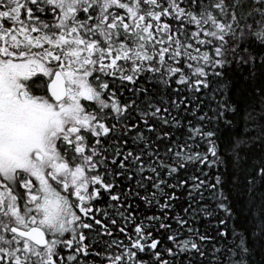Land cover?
<instances>
[{"label":"snow or ice","instance_id":"1","mask_svg":"<svg viewBox=\"0 0 264 264\" xmlns=\"http://www.w3.org/2000/svg\"><path fill=\"white\" fill-rule=\"evenodd\" d=\"M233 64L264 73V0H0V264H250L257 243L264 252L255 180L246 226L227 227L217 141L237 113ZM256 96L236 159L264 142V87ZM254 168L264 182V160ZM201 216L214 232L193 226Z\"/></svg>","mask_w":264,"mask_h":264},{"label":"trees","instance_id":"2","mask_svg":"<svg viewBox=\"0 0 264 264\" xmlns=\"http://www.w3.org/2000/svg\"><path fill=\"white\" fill-rule=\"evenodd\" d=\"M225 83L228 84V94L232 102L237 106V113L230 116L232 120L231 126L219 125L220 131L218 133L219 140L217 141L219 148L218 152L222 159V163L218 166L220 173L227 172L228 185L226 186V195L228 196V203L231 204L233 216L228 220L227 227L231 229L233 226L241 230L246 226L248 221V201L251 194L247 191L248 182L256 181L255 185V199L257 203L260 201L261 194H264V182L260 181L256 176L257 169L254 165L258 161L264 160V142L248 143L241 145L237 150L239 152V159L235 158V153L232 148L235 146L237 140H247L249 136L255 135L254 132L245 133V113L255 104L257 110L259 109V99L256 96V89L264 87V73L257 70L253 77L250 73L249 66L242 65L237 67L233 64L226 69ZM204 100L205 108L214 106L207 95L201 94ZM206 150V148L204 149ZM217 174L216 168H213V177ZM233 177H238L239 182L233 186L231 181ZM207 195H211L208 193ZM186 206L183 198L176 204V212L182 211ZM214 207V205H212ZM175 215V212L172 213ZM220 218H224L223 214H219ZM199 227L201 231L208 229L214 232L218 221L215 218H204L203 216L193 225ZM175 227V225H173ZM231 239V236L228 237ZM255 252L249 257L250 264H264V252H261L259 243L256 244Z\"/></svg>","mask_w":264,"mask_h":264}]
</instances>
